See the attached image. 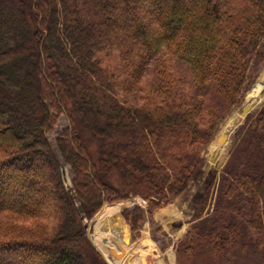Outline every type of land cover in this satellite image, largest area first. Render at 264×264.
Wrapping results in <instances>:
<instances>
[{"label": "trees", "instance_id": "trees-1", "mask_svg": "<svg viewBox=\"0 0 264 264\" xmlns=\"http://www.w3.org/2000/svg\"><path fill=\"white\" fill-rule=\"evenodd\" d=\"M263 59L264 0H0V264H107L83 218L138 195L147 212L122 216L139 238ZM240 133L193 230L216 258L264 253V105Z\"/></svg>", "mask_w": 264, "mask_h": 264}, {"label": "rangeland", "instance_id": "rangeland-1", "mask_svg": "<svg viewBox=\"0 0 264 264\" xmlns=\"http://www.w3.org/2000/svg\"><path fill=\"white\" fill-rule=\"evenodd\" d=\"M5 1L8 3L11 0ZM249 76L250 82L240 103L224 117L212 139L201 151L202 162L188 181L186 188L152 215H144L139 224V238L134 239L132 234L134 229L132 231L130 224L122 216L123 209H133L136 206L142 207L147 212L145 200L138 195L106 204L97 213L98 215L96 214L95 219H93L94 215L91 218H83L86 236H89L88 241L100 255L102 252L98 248L103 249L104 246L111 247L118 254L117 246L112 247L109 242L121 240V245L125 246V252L128 254L126 259L143 260L144 264H264V253L256 251L253 246L235 247L226 256L213 257L209 252L211 246L209 240L197 239L199 237L193 231L213 210L220 173L239 142L241 133L237 134V131L244 125L249 113L258 112L264 105V59L250 66ZM259 98H261L260 102H258ZM239 119L241 121L235 127L231 125V128L225 131L229 120L235 122ZM67 123L65 116L60 115L58 124L48 135L53 147L55 135ZM59 167L63 183L78 208L79 202L71 189V172L63 163H60ZM108 210L112 212L107 214L108 218L105 220L104 216L106 212L109 213ZM188 238L194 241L196 239L197 243L202 242L203 251L196 247L186 252L182 250L180 242ZM130 249L134 250L131 254ZM150 249L155 250L159 260L156 261L157 257L154 258L149 254ZM170 255L172 261L169 263L167 259ZM101 257L109 264L106 256L107 260L102 255ZM108 258L114 264H124L110 253Z\"/></svg>", "mask_w": 264, "mask_h": 264}, {"label": "bare ground", "instance_id": "bare-ground-1", "mask_svg": "<svg viewBox=\"0 0 264 264\" xmlns=\"http://www.w3.org/2000/svg\"><path fill=\"white\" fill-rule=\"evenodd\" d=\"M260 100H261V98H259V100H258V102H260ZM257 102V103H258ZM241 121V119H239V120H237V121H230L229 120V125L228 126H225V131H227L229 128H231V125H232V127H235L239 122ZM221 151H222V149H221ZM207 172H208V170H207ZM109 211V213L108 212H106V214H105V220H107V216L112 212L111 210H108ZM108 214V215H107ZM114 241V242H113ZM112 242H109V244H110V246L112 245V247L114 246V247H116L117 245L118 246H121V240L118 242V241H116V240H113ZM124 244V243H123ZM102 246H104V245H102ZM123 247H125V246H123ZM105 256H106V258L108 259V261L111 263V264H114V262H112L109 258H108V254L110 253V251H111V247H108V246H104L103 247V249L100 247V248H98ZM155 250L154 249H150V252H149V254H151L154 258L155 257H157V253H155L154 252ZM132 252H134V250L133 249H130L129 250V253L131 254ZM126 257H128V254H126V252L124 251V254H122V256L121 257H119V259L118 260H120V261H123V263L125 264L127 261H128V263L130 262V264H144V262H143V260H139V261H134L135 259L134 258H127L126 259ZM157 260H159V258L157 257L156 258V261ZM168 262L170 263L171 261H172V255H170L169 257H168ZM135 262V263H134Z\"/></svg>", "mask_w": 264, "mask_h": 264}, {"label": "water", "instance_id": "water-1", "mask_svg": "<svg viewBox=\"0 0 264 264\" xmlns=\"http://www.w3.org/2000/svg\"><path fill=\"white\" fill-rule=\"evenodd\" d=\"M99 213V212H98ZM98 215V214H97ZM95 217H96V215L94 216V218L93 219H95ZM92 219V220H93ZM88 237V239H89V236H87ZM103 241H104V239H103ZM106 241V240H105ZM117 250H118V254L113 250V249H111V251H110V253L115 257V258H117V259H119V257H121L122 256V254H124V251H125V249L122 247V246H118L117 245ZM100 252V251H99ZM101 253V252H100ZM101 255L104 257V259L105 260H107L106 258H105V255L103 254V253H101ZM135 263V262H134ZM109 264H111L110 262H109ZM125 264H130V262L128 263V261L125 263Z\"/></svg>", "mask_w": 264, "mask_h": 264}]
</instances>
